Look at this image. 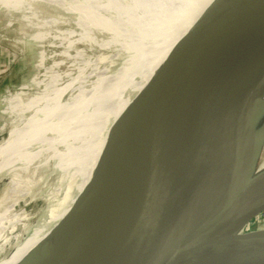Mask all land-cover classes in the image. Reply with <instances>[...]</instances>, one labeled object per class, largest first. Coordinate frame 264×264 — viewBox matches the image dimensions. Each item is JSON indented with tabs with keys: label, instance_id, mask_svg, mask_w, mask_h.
I'll return each mask as SVG.
<instances>
[{
	"label": "water",
	"instance_id": "95a60500",
	"mask_svg": "<svg viewBox=\"0 0 264 264\" xmlns=\"http://www.w3.org/2000/svg\"><path fill=\"white\" fill-rule=\"evenodd\" d=\"M200 3L192 0L176 15L167 42L141 76L142 89L127 91L131 104L117 116L103 146L99 133L96 172L65 217L55 222L61 241L26 264H264V226L245 229L264 215V185H258L264 172L243 184L242 151L232 149L237 122L260 88L264 0H217L154 73ZM95 120L90 135L101 132L104 123L103 131L111 129L107 116ZM119 137L126 160L112 169V141ZM77 159L73 154L60 175L63 196L10 252L35 229L54 225L48 222L50 209L55 208L52 215L63 210L79 183L69 170ZM87 160L79 171L90 168ZM225 171L232 180L209 206L205 191ZM110 191L123 193L116 226L89 219L98 195ZM150 219L154 225L146 241L136 246L141 225ZM238 229L244 233L233 234Z\"/></svg>",
	"mask_w": 264,
	"mask_h": 264
},
{
	"label": "bare ground",
	"instance_id": "6f19581e",
	"mask_svg": "<svg viewBox=\"0 0 264 264\" xmlns=\"http://www.w3.org/2000/svg\"><path fill=\"white\" fill-rule=\"evenodd\" d=\"M191 1L0 0V13H6L8 16L14 12H21L26 20H38L46 15L47 11H54L55 15L48 16L42 26L50 27L49 25L72 22L78 29L79 40L94 42L99 49V53L92 60H85L79 66L77 75L63 86H58L56 78L58 76L51 73L54 75L50 74V79L43 85L37 82L35 90L19 92L9 99L12 106H9L8 112L16 117L18 123L23 122L16 134L10 129L7 137L0 141V168L9 175L10 182L6 210L5 213L0 212V264H26L38 252L52 248L61 241V227L56 223L65 217L80 190L95 174L94 164L100 145L103 146L109 139L117 116L131 104L127 91L131 93L142 89L144 81L141 82V76L145 74L157 50L167 42L176 15L186 9ZM216 1L201 0L200 10L168 46L157 70L154 71L156 68L152 70L154 73L163 66L173 47ZM44 33H39L36 38L44 39L46 36ZM256 82L260 84L258 95L253 105L239 118L232 147L234 150L242 151L240 158L244 165L243 184L249 183L253 177L264 172V159L261 158L263 149H259L257 158L252 157L264 136V67L258 73ZM118 88L117 93L112 94V91ZM29 96L33 101L27 111ZM101 114L107 116V119L110 118L109 123L112 125L108 127L111 129L103 131L106 124L104 123L101 132L98 130L95 136L90 135L88 127H92V123H95V119ZM121 132L122 129L118 132L119 136ZM99 135L102 140L101 144L97 145L95 142ZM119 139L120 137L112 141L110 159L112 169L121 167L126 160L123 149L119 150V146L123 147L119 145ZM73 154L77 155L78 163L69 166V170L72 169L70 177L79 183L70 202L56 215H52L55 208L50 209L51 217L48 218V222L54 221L50 222L54 224L50 230L35 229L18 242L7 256L2 257L3 252L19 236L34 213V210L26 211L25 206L36 199H42L51 186L50 176L54 173L60 172L62 175L67 172L66 161H70ZM80 157L81 163L78 161ZM86 157L89 163L87 167L90 168L83 173L81 168L80 171L78 168L80 164H84ZM33 162L36 168L43 170L42 174L35 180L21 178L19 172L26 173ZM249 162L252 163L251 166ZM231 180L228 171H225L208 186L205 192L209 206L228 187ZM258 185L259 187L264 185V176ZM122 194V191H110L98 195V204L89 219H102L118 225ZM153 225L154 219L147 220L141 225L136 246L146 241V235Z\"/></svg>",
	"mask_w": 264,
	"mask_h": 264
},
{
	"label": "rangeland",
	"instance_id": "374dc122",
	"mask_svg": "<svg viewBox=\"0 0 264 264\" xmlns=\"http://www.w3.org/2000/svg\"><path fill=\"white\" fill-rule=\"evenodd\" d=\"M55 13L56 12L54 11H47L46 15L38 20H26L23 18L24 15L21 12H14L8 16L6 13H0V141L7 137L10 129L11 132L16 134L21 123L23 122L20 121L19 124L16 117L8 112V108H10L9 106H12V101L10 102L9 100L10 97L28 89L30 91L35 90L37 88V82H41L43 85L50 79L51 75L54 74L58 76L56 77L58 86H63L68 80L77 75L79 72V66L85 60H92L99 53L96 43L79 40L78 29L75 28L72 22H69L68 24L61 23L60 25L53 26L49 25L52 28L48 26H42V23L47 21V17L50 15H55ZM19 26L21 28H19ZM38 32H45V38L38 40L36 38V36L39 34ZM69 42L72 44L70 43L69 45ZM27 100L28 111L33 98L29 96L27 97ZM261 148L263 149L261 158L264 159V136L262 138L261 145L255 151L252 157L257 158L260 152L259 149ZM34 165L35 163L33 162L31 168H29L26 173L21 174L19 172L21 178L25 180H35L37 177H39L43 170L41 168H36ZM251 165L252 163L249 162V166ZM60 175L61 173L59 172L58 174L54 173L52 176H50L49 182L51 183V186L44 194V198L42 197L40 200L36 199L25 206L26 211L29 212L34 210V213L32 214L26 226L20 232L19 236L17 237L18 239L16 238L17 240L15 239L8 246V249L6 248V250L1 255L2 257L10 252L19 239L29 234L35 227L40 226L48 214V208L52 206L54 201H58L63 196V189L59 183ZM9 183V175L4 171L2 172L0 168V212L3 213H5L7 206ZM255 225L264 226V215L255 219V221H252L250 224H248V226L245 227V229ZM236 233L241 234L243 231L242 229H238L233 232V234Z\"/></svg>",
	"mask_w": 264,
	"mask_h": 264
}]
</instances>
